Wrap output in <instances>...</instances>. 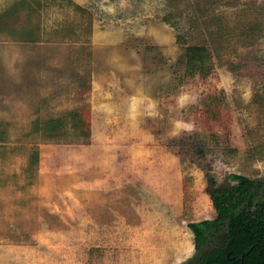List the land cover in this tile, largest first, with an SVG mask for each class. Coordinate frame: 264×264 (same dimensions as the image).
<instances>
[{
  "label": "rangeland",
  "instance_id": "rangeland-1",
  "mask_svg": "<svg viewBox=\"0 0 264 264\" xmlns=\"http://www.w3.org/2000/svg\"><path fill=\"white\" fill-rule=\"evenodd\" d=\"M231 174L264 178V0H0V264H183Z\"/></svg>",
  "mask_w": 264,
  "mask_h": 264
},
{
  "label": "trees",
  "instance_id": "trees-1",
  "mask_svg": "<svg viewBox=\"0 0 264 264\" xmlns=\"http://www.w3.org/2000/svg\"><path fill=\"white\" fill-rule=\"evenodd\" d=\"M187 50L194 56L206 51L194 45ZM230 177L235 185L210 192L213 205L225 207L226 212L192 223L195 253L183 264H264V199L255 200L264 178Z\"/></svg>",
  "mask_w": 264,
  "mask_h": 264
}]
</instances>
